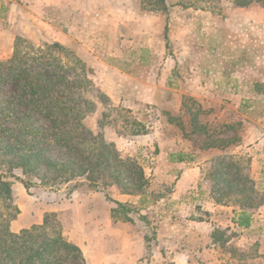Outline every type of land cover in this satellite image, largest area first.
I'll use <instances>...</instances> for the list:
<instances>
[{"label":"rangeland","instance_id":"374dc122","mask_svg":"<svg viewBox=\"0 0 264 264\" xmlns=\"http://www.w3.org/2000/svg\"><path fill=\"white\" fill-rule=\"evenodd\" d=\"M233 2L166 0L167 23L171 22V27L164 57L175 64L171 89L177 90L175 98L169 91L164 94L167 109L161 105L113 106L100 91L104 67L88 55L74 53L85 66L84 77L90 86L50 88L55 90L51 110L56 123L52 125L20 105L16 113L28 114L25 123L30 130L22 133L10 123L3 126L2 145L19 141L22 154L32 152L46 162L76 163V153L64 143L83 149L95 147L90 133L113 144L121 158H128L143 169L149 186L144 195L136 196V204H127L132 210L129 216L144 237L140 251L136 248L142 252L136 264H171L169 251L156 241L158 221L164 216L163 211H172L173 216L186 214L191 201L188 199L193 198L184 195V205L172 208L176 205L172 173L180 171L167 163L179 154L190 157L189 166L199 169V184L215 203L208 207L210 214L203 219L208 225L202 233L207 230L210 237L205 247L210 251L207 261L201 264H264V5L253 3L238 8ZM44 43L31 44L41 48ZM60 58L62 64H73L68 58ZM76 75L82 74L72 70L68 78L74 80ZM60 91L64 94L59 98ZM16 94L15 83L1 84L0 109ZM120 108L123 111L118 112ZM124 118L144 125L146 133L129 134V128L122 126ZM41 160L23 171L21 161L0 147V177L12 182L13 205L19 210L9 230L16 234L40 225L45 214L55 213L47 209L59 204L61 214H55L69 241L76 231L75 208L95 191L77 169H73L75 177H58ZM122 190L124 187L119 185L98 193L115 200ZM242 211L250 215L247 229L234 224ZM66 212L73 217L69 214L66 218ZM15 221L21 222L23 228L11 229ZM214 232L223 234H217L216 243L211 237Z\"/></svg>","mask_w":264,"mask_h":264},{"label":"crops","instance_id":"0c3cea01","mask_svg":"<svg viewBox=\"0 0 264 264\" xmlns=\"http://www.w3.org/2000/svg\"><path fill=\"white\" fill-rule=\"evenodd\" d=\"M1 10L0 60L10 57L16 38L34 44L55 42L104 67L100 91L113 106L166 108L164 94L169 91L177 97V90L171 89L175 64L164 57L166 18L143 10L140 0H0ZM171 17L169 14V21ZM189 161L184 155L182 162L174 157L167 163L180 171L172 173L176 201L172 208L184 205V195L193 197L188 199L186 214L173 216L172 211H163L158 221L156 241L169 251L171 264H201L210 251L205 247L210 237L207 230L202 233L208 225L203 219L215 203L206 197L199 184L200 171L190 167ZM114 199L136 204L138 197L117 193ZM80 201L75 208L76 231L69 241L80 249L85 264H136L142 253L140 244H144L138 225L113 220L110 210L114 204L102 193L94 192ZM59 207L56 204L47 211L61 214ZM69 214L65 213L66 218ZM21 222L12 223L11 229L23 228Z\"/></svg>","mask_w":264,"mask_h":264},{"label":"trees","instance_id":"16d2710c","mask_svg":"<svg viewBox=\"0 0 264 264\" xmlns=\"http://www.w3.org/2000/svg\"><path fill=\"white\" fill-rule=\"evenodd\" d=\"M253 3L264 5V0H234L233 5L245 8ZM140 4L143 10L161 14L166 18L164 39L167 47L168 6L166 0H140ZM31 50L34 53H31ZM61 56L70 59L73 64L71 66L62 64ZM72 70H77L82 75H76L74 80H70L68 74ZM85 74L86 70L82 61L76 57L74 52L60 44L45 42L41 48H34L29 41L16 38L11 57L6 61L0 60V85L13 82L17 88V94L0 109V135L4 134L5 123H10L22 133L30 130V126L27 122L25 123L29 118L28 114L19 116L16 113V108L20 105H25L29 111L40 114L44 120L54 125L57 117L51 110V100L54 96L52 92L55 90L51 91L50 88H55L57 85L67 89L88 87L90 82L84 77ZM62 94H64L63 91H60L57 95L60 98ZM120 111L123 109L120 108L118 112ZM78 115L75 118L77 120ZM104 115L103 117L106 116ZM122 126L125 129L129 128L131 135L146 133L144 125L134 119L124 118ZM89 136L95 143V147L83 149L82 146L64 143L76 153V163L68 162V164L46 162L32 152L22 154L19 150L23 145L19 141L12 145H2L0 141L2 145L0 147L4 153L12 154L21 161L20 167L23 171L37 166L41 160L46 167L54 170L58 177L65 175L75 177L73 169H77L80 171L78 175L85 176L84 179L88 186L95 192H103L108 187L120 185L124 187L121 194L144 195L149 182L143 169L136 162L121 158L113 144L105 143L90 133ZM177 156L178 162H182L183 156L181 154ZM19 182L26 189L28 188L22 180ZM104 196L107 201L115 205L110 210L113 220L123 223L134 222L129 216L132 210L127 204L112 200L107 194ZM0 207L6 213L3 214L0 209V264H69L70 262L85 264L80 249L63 236L61 223L55 213L45 214L40 225H32L16 234L10 232L9 225L16 220L19 210L13 205L12 182L2 179V176L0 177ZM139 218L145 219L144 216H139ZM234 224L239 228H249L250 215L242 211ZM217 234L223 235L220 232H214L211 236L213 243L218 241Z\"/></svg>","mask_w":264,"mask_h":264}]
</instances>
